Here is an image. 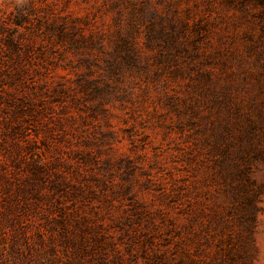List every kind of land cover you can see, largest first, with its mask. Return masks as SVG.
<instances>
[{"label": "trees", "instance_id": "16d2710c", "mask_svg": "<svg viewBox=\"0 0 264 264\" xmlns=\"http://www.w3.org/2000/svg\"><path fill=\"white\" fill-rule=\"evenodd\" d=\"M186 1L110 0L108 33L36 0L0 5V264H253L264 193L255 177L264 165V0H217L245 27L242 49L212 39L211 20L197 11L210 0ZM68 68L75 80L56 81ZM177 78L190 89L185 109L167 91ZM153 92L195 129L219 209L205 224L180 193L160 188L184 224L157 231L151 251L155 236L145 231L141 242L134 230L150 215L134 191L138 168L129 161L113 184L111 158L100 168L80 142L95 139L81 131L88 118L107 123L109 106Z\"/></svg>", "mask_w": 264, "mask_h": 264}, {"label": "rangeland", "instance_id": "374dc122", "mask_svg": "<svg viewBox=\"0 0 264 264\" xmlns=\"http://www.w3.org/2000/svg\"><path fill=\"white\" fill-rule=\"evenodd\" d=\"M22 3L25 0H0V5L10 2ZM43 5L48 4L62 15H73L80 17L89 23L92 29L99 32L111 30L114 14L110 11V0H36ZM201 0H187L182 7H194ZM211 4L200 6L198 13L208 17L212 22V39L222 35L232 47L242 49V34L245 27L235 17V12L229 10L217 1L210 0ZM207 11V13H204ZM194 15L191 22L197 18ZM256 35L259 34V28ZM55 80L59 76L75 80L73 69H58L54 74ZM159 91L162 90L158 88ZM169 95L176 97L177 104L185 109L191 102L190 89L187 80L181 78L173 79L167 89ZM159 92H153L152 98L143 100L134 96L133 104L121 106L119 103L108 107L107 123L99 116L97 120L88 118L81 131L86 135H95L86 148L80 142L81 149H89L98 156L97 166H105V160L111 158L108 173L113 184L121 183L125 168L135 165L134 191L137 193L139 202L148 209L150 215L140 224L135 225L137 238L143 242L146 231L154 235L153 245H149L151 251L157 250L159 246L157 231H174L172 224L177 226L184 224L178 209L171 203L168 197L161 195L160 188L168 193H180L184 207L195 213L201 222L207 224L218 210L217 183L213 180L210 163L199 156L195 129L188 125L187 116H178L175 109L167 106L165 101L159 100ZM203 114H207L206 111ZM185 121L181 124V121ZM104 133H110L109 138H103L104 146L97 145ZM109 143V144H108ZM73 149H76L73 146ZM78 149V147H77ZM69 150V149H66ZM92 167H94L92 165ZM119 167H122L119 170ZM125 167V168H124ZM90 167L86 166L89 170ZM255 177L259 183L264 185V165L260 164L255 171ZM131 182H127L130 184ZM258 202L257 227L254 234L253 264H264V193ZM118 206L119 202H115ZM127 208V207H124ZM117 216L123 214L117 212ZM109 231H121L111 228ZM132 231V230H131ZM141 233V235H140ZM141 255V254H140ZM140 261H144L140 258Z\"/></svg>", "mask_w": 264, "mask_h": 264}]
</instances>
